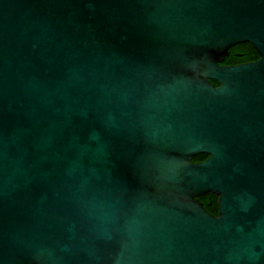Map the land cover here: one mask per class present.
<instances>
[{"label": "water", "instance_id": "obj_1", "mask_svg": "<svg viewBox=\"0 0 264 264\" xmlns=\"http://www.w3.org/2000/svg\"><path fill=\"white\" fill-rule=\"evenodd\" d=\"M0 264H264V0H0Z\"/></svg>", "mask_w": 264, "mask_h": 264}, {"label": "trees", "instance_id": "obj_2", "mask_svg": "<svg viewBox=\"0 0 264 264\" xmlns=\"http://www.w3.org/2000/svg\"><path fill=\"white\" fill-rule=\"evenodd\" d=\"M230 56L226 57L225 61L222 64L233 65L246 63L251 61H256L260 58L256 49L250 43H241L232 47L230 50ZM216 85H219L218 82L214 81ZM208 158L207 154H200L194 160L195 162L205 161ZM201 202L204 203L208 211L214 215L219 213V197L214 193H209L205 196L199 198Z\"/></svg>", "mask_w": 264, "mask_h": 264}, {"label": "flooded vegetation", "instance_id": "obj_3", "mask_svg": "<svg viewBox=\"0 0 264 264\" xmlns=\"http://www.w3.org/2000/svg\"><path fill=\"white\" fill-rule=\"evenodd\" d=\"M252 62V61H251ZM241 64V63H240Z\"/></svg>", "mask_w": 264, "mask_h": 264}]
</instances>
